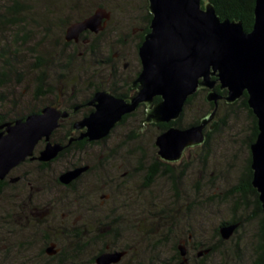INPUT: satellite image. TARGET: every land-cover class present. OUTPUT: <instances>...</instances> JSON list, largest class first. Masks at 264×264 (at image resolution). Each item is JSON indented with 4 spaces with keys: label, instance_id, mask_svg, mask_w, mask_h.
Returning <instances> with one entry per match:
<instances>
[{
    "label": "rangeland",
    "instance_id": "1",
    "mask_svg": "<svg viewBox=\"0 0 264 264\" xmlns=\"http://www.w3.org/2000/svg\"><path fill=\"white\" fill-rule=\"evenodd\" d=\"M15 1L26 13V24L22 30L0 31V52L13 54L11 62L18 60L0 88V117L16 118L53 101L50 96L35 98L38 56L62 106L66 100L87 98L97 84L111 92L115 83L134 78L140 70L137 45L149 27L148 0H0V12ZM98 7L111 13L106 28L66 46V28ZM202 97L186 108L183 127L208 114ZM240 99L231 106L221 103L214 118L221 126L210 131V123L205 129L211 134L208 143L187 149L173 165L176 194L162 175L147 189H140L138 177L129 179L108 203L98 198L102 187L98 179L108 177L102 171L96 173L97 181L93 174L83 176L73 191L54 183L66 169L101 156L124 162L111 169L117 175L133 168L139 157L148 166L155 165L159 160L155 140L161 132L147 122L149 109L116 126L99 148L64 155L45 171L30 161L14 169L8 177L14 181L0 195V264H90L104 245L110 252L128 250L118 264H169L174 247L187 242L188 236L189 258L195 259L194 247L200 251L215 247L222 253L208 255L204 264H252L264 217L249 221L251 195L241 210L236 209L239 200L228 196L244 178L249 158L252 121ZM62 135L59 131L51 140ZM234 216L243 225L219 243L215 229ZM82 231L83 238L78 235ZM51 242L56 244V256L61 255L54 261L42 254Z\"/></svg>",
    "mask_w": 264,
    "mask_h": 264
},
{
    "label": "water",
    "instance_id": "2",
    "mask_svg": "<svg viewBox=\"0 0 264 264\" xmlns=\"http://www.w3.org/2000/svg\"><path fill=\"white\" fill-rule=\"evenodd\" d=\"M204 0H148L150 32L138 49L141 70L137 77L139 89L130 102L115 98L108 93L98 92L91 103L95 111L73 124L76 131L84 129L78 140H101L110 133L123 116L135 111L141 103L149 105L146 112L148 123H170L183 111L188 97L198 88L209 92L206 101L214 108L198 125L187 128L169 127L157 136V155L165 162L180 160L188 148L202 145L205 129L210 124L212 131L218 101L222 97L213 89L219 83L227 91L224 98L232 104L247 94V104L257 119L258 134L250 146L252 186L257 190L258 200L264 210V0H255L254 23L250 32H245L238 22L221 21L209 3L201 7ZM111 13L98 7L88 17L70 24L64 35L67 43H78L80 36L89 32L101 33L110 20ZM126 67V65L124 66ZM216 76L217 82L211 79ZM161 101L153 105V99ZM68 117L51 104L37 114L24 119L0 125V181L23 164L27 159L48 163L58 157L67 146L51 143L52 133L59 122ZM45 147L34 158V150L40 141ZM88 167H77L62 173L59 183L69 185ZM14 181V180H13ZM239 227V223L219 228L222 240H229ZM51 244L45 253H57ZM185 263L186 250L178 246ZM209 249L198 252L197 257L207 255ZM126 252H104L95 258L96 264H118Z\"/></svg>",
    "mask_w": 264,
    "mask_h": 264
},
{
    "label": "trees",
    "instance_id": "3",
    "mask_svg": "<svg viewBox=\"0 0 264 264\" xmlns=\"http://www.w3.org/2000/svg\"><path fill=\"white\" fill-rule=\"evenodd\" d=\"M209 3L211 6H213L216 15L218 16V18L221 21H231V22H238L242 25L243 29L245 32H250L252 30V26L254 23V5H255V0H204L201 3V7L204 8L205 4ZM26 16L25 11L23 10L22 5H20L18 3V1H15L13 4H11L7 9H5L2 13L0 12V31L2 30V32L6 33L8 32V30L11 29H17L18 30H22L23 27L25 26L26 22L23 21L24 17ZM151 18L152 15L149 14L148 15V25L149 27L145 30V34L143 36H140V42L137 45V49H139L140 45L142 44V42L144 41V37L146 34H148L150 32V22H151ZM15 37H19L18 34L15 33ZM87 37V33L84 35L83 38ZM73 43V42H71ZM66 46H71L70 43H65ZM91 48H94V46L92 44H90ZM12 55L13 54H9L7 53L6 50H1L0 52V62L3 63V66H1V71H0V88L5 85L6 81H7V74L11 72V70H13L16 66V61L14 58V62L12 61ZM14 63V64H13ZM37 67H38V72L39 75L37 76V87H36V96L35 98H43V97H53V101L48 103L47 105H51L53 103H57L58 101V97L59 94L55 91L54 88H52L49 83H48V78L45 74V69H44V60H42L39 56L37 59ZM141 70V68H140ZM140 70L138 71V73L135 75L138 76L140 73ZM211 79L213 81L217 82V78L216 76H212ZM217 94H219L222 99L220 101H218V106L221 103H225L229 106H231L230 104H228L225 101V97L227 95V91L225 89H221L219 86V83L217 82L214 89H213ZM209 91L206 88L200 87L198 88V90L192 94L190 97H188V99L186 100L185 104H184V108L182 113L180 114V116L170 122V123H150L149 125L155 126L158 129H160V132L163 133L164 131H166L169 127L171 126H175L178 128H187L190 126H194V125H198L201 121V119L205 118L207 115L210 114V112L213 110L214 105L213 103H209L206 101V95ZM115 94H118V92H115ZM199 95H203V103L207 105L208 109H207V113L205 116H203L202 118H196L192 123H190L187 127H183L182 126V116L186 110L187 107L191 106L192 102L196 99V97H198ZM161 101V99L159 97H155L153 99V105L159 103ZM236 102V101H235ZM240 103L242 108L246 111V113L249 115L251 121H252V129H251V136L248 142V148H249V158H248V164H247V168H246V173L243 179H241V183H239L238 185L232 187L229 191H228V196H232L237 198V200L240 201V199H245L247 193L251 194L254 198H255V213L254 215L250 216V220H258L261 217H264V210L262 209L261 203L258 200V193L257 190L252 187L251 185V181H252V176H253V171L251 168V152H250V146L252 143H254V141L256 140L257 134H258V126H257V119L254 116V114L252 113V110L249 108L248 104H247V94L244 93L243 96L240 99ZM233 105V103H232ZM45 107V106H43ZM43 109V108H41ZM41 109H31L29 112H27L24 115L18 116L16 118H12V119H6L4 117H0V125L6 122H12L14 120H18V119H24L25 117H27L30 114H37L41 111ZM143 119V117H142ZM221 123V122H220ZM218 122L216 130L221 126ZM223 123V122H222ZM148 125V124H147ZM59 131V130H58ZM57 133V132H56ZM206 133V132H205ZM210 132L206 133V140L204 145H206L209 141L210 138ZM54 142H59V143H63L66 145V142L64 140H54ZM72 147H74V151L78 149H81L83 146L81 145H77V144H72V145H68L63 152H61L58 157L53 161H57L58 159H60L61 157H63L66 153L67 155L70 154ZM43 166H46L45 164ZM158 169L154 170V171H150L148 174V181H147V185L149 186L153 181H154V177L157 175ZM242 183H245V188L244 190L242 189ZM9 181L4 180V181H0V195L2 194V192L9 186ZM238 201V202H239ZM242 202H239L237 204V210H241L244 207V204L241 203H245L246 200H241ZM245 201V202H244ZM235 223H239V228L242 226L243 221L241 218H237V216H234L233 218L230 219V221L228 222H222L220 223V225L215 229V235L216 237H218V241L219 243H223L219 235V228H221L224 225H230V224H235ZM239 229H237L235 231V233L238 231ZM260 240L258 243V247H257V251L255 253V258L253 260L252 264H264V218L260 223ZM179 246V245H178ZM178 246L174 247V257L171 258L170 263L169 264H179L182 260H181V256L179 254L178 251ZM210 250V252L207 255H204L199 261L200 264H204V261L206 260V257L215 252H218L219 254L222 253V251H220L219 248H215V247H209L208 248ZM206 250V249H205ZM104 249H102L103 252ZM45 253V249L42 250V254ZM61 256V255H59ZM59 256H53L50 257L49 260L50 261H54L56 259L59 258ZM65 258H67L66 255H63ZM175 257L177 258V260H175ZM94 258H92V260L90 261V264H94ZM181 260V261H179ZM67 261V260H66Z\"/></svg>",
    "mask_w": 264,
    "mask_h": 264
},
{
    "label": "flooded vegetation",
    "instance_id": "4",
    "mask_svg": "<svg viewBox=\"0 0 264 264\" xmlns=\"http://www.w3.org/2000/svg\"><path fill=\"white\" fill-rule=\"evenodd\" d=\"M90 34L89 32H85L83 33L79 40L85 35V34ZM84 39V38H83ZM85 40V39H84ZM83 41V40H82ZM86 41V40H85ZM127 67V65H126ZM124 67V68H126ZM138 73V72H137ZM136 73V74H137ZM137 77L138 76H134V78H123L120 80L119 84L117 85L116 83L113 85V89H111V92L105 90L102 88L101 85L97 84L95 85L94 88H92L91 92L89 93V96L85 99H83L82 101L81 100H73L70 101V100H66L65 103L66 105L65 106H62V104L64 102H62V100L60 99V95L58 97V101L57 103H53V104H56L57 107L61 110V111H67L68 112V117L64 120H61L59 122V127L52 133L51 137H50V142L51 143H59V142H54V140L52 141L51 138L52 136H55L56 132H62L63 135L60 137V140H64L66 142V145L63 144V143H60L61 145L63 146H67L68 145V142L70 140H72L71 144H77V145H81L83 146L81 149H78L76 150V152H79L83 149H86L87 147L89 146H92V147H98L103 144L105 142V139L109 136V134L107 135V137L101 139V140H98V141H88L87 138H83V139H80L78 140L79 136L85 132L84 129L82 130H79V131H76L74 128H73V124L77 121H80L82 119H84L85 117L89 116L91 113H93L95 111V103H91L94 95L98 92H105V93H108L110 94L111 96L115 97V98H118V99H122L124 100L125 102H130L131 99L135 96L136 92L138 91L139 89V84L137 83ZM115 92H118V94H115ZM62 102V103H61ZM46 107V106H45ZM149 105L147 103H141L137 106V108L135 109L134 112L130 113V114H127L125 116L122 117L121 121L119 123H117L114 128L122 123H124L125 121H127L129 118L133 117V116H136L137 114H141L143 113V111H146V109H148ZM75 117H78L79 119H73ZM113 128V129H114ZM111 129V131L113 130ZM59 130V131H58ZM110 131V132H111ZM205 136H206V133H205ZM205 143V142H204ZM204 143L202 145H204ZM41 146V148H39L38 150V146ZM200 145V146H202ZM45 147V142L42 140L40 141L35 150H34V158H37L39 156V153L43 150V148ZM196 147V146H195ZM74 147H72V150L70 153H72L74 151L73 149ZM189 149V148H188ZM187 150V149H186ZM185 150V151H186ZM64 151V150H63ZM62 151V152H63ZM185 151H184V154H185ZM67 155V153L65 154ZM158 156V155H157ZM184 156V155H183ZM183 158V157H182ZM181 158V159H182ZM180 159V160H181ZM55 160V159H54ZM53 160V161H54ZM59 160V159H58ZM178 160V161H180ZM34 162L36 164V166L38 167L39 170L41 171H45L52 163L53 161L51 162H48V163H42V162H39L37 161L36 159L35 160H30V159H27L24 163L26 162ZM178 161L176 162H165L163 161L162 159H160L159 157V160L155 163V165L153 166H148L145 161H144V158L143 157H139L135 160V163H134V167L130 169V167H128V169L124 170L123 173L121 174H116L114 172L111 171L112 168H118L121 164L123 165L124 162H120V160H117L115 157H99L97 158V160L95 162H92L90 164H87L85 163L84 165H82V163H79L77 164V166H73L72 168L70 169H66L65 171L61 172L55 179H54V183L58 186H62L64 187L66 190H70V191H73L76 186L79 185V183L81 182L82 180V177L83 176H86V175H89V174H93V178L97 179L99 178L98 175L96 173H98V171H102L106 174V179L105 178H100L98 179V182H101L102 183V187L99 189L100 190V194L98 196V198L102 201H106L107 203L110 202L113 198L112 196V193H121V189L123 187H126L127 184H128V181L129 179H132L134 177H138V180L140 181L138 186L140 187V189H147V187H149L150 185H152V182L149 186L147 185V181H148V174L150 171H154L156 169H158V172H157V175L154 177V180L155 178H159L162 176H164V178L166 180H168L170 182V188L172 189L171 191H174V194H176L178 192L177 188H176V183H177V180L174 179V164L177 163ZM56 162V161H55ZM23 163V164H24ZM46 165V166H43V165ZM22 165V164H21ZM19 165V166H21ZM115 165H119L118 167H116ZM18 166V167H19ZM16 167V168H18ZM77 167H88V170L85 171L84 173H82L77 179H75L74 181H72L69 185H62L59 183V176L66 172V171H69L71 169H74V168H77ZM15 168V169H16ZM14 170V169H13ZM12 170V171H13ZM11 171V172H12ZM11 172L9 173V175L11 174ZM113 174L112 177H109V175ZM9 175L6 177L5 180L8 181V177ZM13 180V179H9V182ZM58 180V181H57ZM4 181V180H3ZM252 185V184H251ZM242 189L244 190V188L246 187L245 186V183H242ZM253 187V186H252ZM97 189V188H96ZM246 189V188H245ZM247 195H251L249 193H247ZM247 195L245 197V199H240L239 202H242L241 200H246V202H248L247 200ZM252 196V195H251ZM253 197V196H252ZM245 204V203H243ZM250 206L249 209H251V214L250 216L254 215L255 213V198L253 197V201H252V204L251 205H248ZM141 209V208H140ZM130 212H128L129 214ZM139 221V219L137 220V222ZM243 225V224H242ZM240 226V225H239ZM239 229V227L237 228ZM83 233L84 231L82 232H79L78 235L81 236L83 238ZM235 233V232H234ZM234 235V234H233ZM190 240H191V236H188L187 238V242L183 243V244H180V245H183L185 247V250H186V256H185V263L184 264H200V259L204 256H201V257H197V254L198 252H201L203 250H198L197 247H194L192 248L193 251H196V255H195V259L193 257H187V251H188V246L190 245ZM53 244L55 247L53 250H57L56 248V244L51 242L49 243L48 247ZM47 247V248H48ZM46 248V249H47ZM45 249V250H46ZM104 251L103 252H100L102 251V249L98 252V254L96 256H94L95 258L97 256H99L100 254L104 253V252H110L108 250V247H106L104 245ZM121 251H124L126 252V254L124 255V257L127 255L128 253V250H120ZM58 252V250H57ZM111 252H119V251H113L111 250ZM46 254V253H45ZM47 255V254H46ZM57 253L53 256H56ZM48 256V255H47ZM53 256H48V257H53ZM92 257V258H94ZM122 257V259L124 258ZM174 257V256H173ZM92 258L90 259V261L92 260ZM121 259V260H122ZM175 260H177V258L175 257ZM182 260V258H181ZM179 260V261H181ZM94 264L95 263V259H94Z\"/></svg>",
    "mask_w": 264,
    "mask_h": 264
},
{
    "label": "bare ground",
    "instance_id": "5",
    "mask_svg": "<svg viewBox=\"0 0 264 264\" xmlns=\"http://www.w3.org/2000/svg\"><path fill=\"white\" fill-rule=\"evenodd\" d=\"M58 181V180H57Z\"/></svg>",
    "mask_w": 264,
    "mask_h": 264
}]
</instances>
